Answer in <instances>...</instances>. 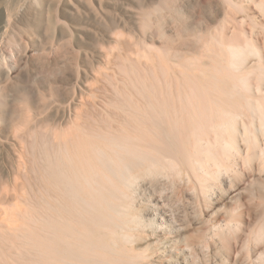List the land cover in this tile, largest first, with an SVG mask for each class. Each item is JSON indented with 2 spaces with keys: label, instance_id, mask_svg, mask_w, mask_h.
<instances>
[{
  "label": "rangeland",
  "instance_id": "obj_1",
  "mask_svg": "<svg viewBox=\"0 0 264 264\" xmlns=\"http://www.w3.org/2000/svg\"><path fill=\"white\" fill-rule=\"evenodd\" d=\"M244 5L245 12H235L244 32L242 28L236 32L238 29L229 24V30L221 33L227 43L231 39L237 44L247 39L255 43L262 54L259 64L264 65V9L250 2ZM225 11L223 0H0V264H19L21 255L24 261L32 256L36 260L35 248L31 244V249L27 247V238L35 235L39 214L50 210L46 202L54 211L49 199L52 188L40 176L44 173L43 177L50 180L48 168L53 158L49 156L48 164L49 154H45L52 152L55 137L87 131L114 137L121 128L133 124L139 110L146 106L151 109L160 97L178 94L177 84L183 83L188 90L187 75L213 77L217 61L210 49L218 47L214 34L219 33ZM184 25L200 33L197 45L192 37L184 36ZM240 33L244 38L239 37ZM253 58L246 65H259V59ZM46 144L50 149L43 146ZM42 149L47 152L42 154ZM239 162L241 175L223 176L207 201L202 196L198 202L187 184L174 187L176 191L169 184H160L154 189L147 187L150 192H139L144 203L151 194L156 196L165 222L173 226L159 233L165 243L159 246L154 264H199L202 259L200 264H253V258L254 264L258 263L256 252L262 251V246L253 247L252 234L264 222V171L258 168V159L251 161L254 169ZM39 197L46 200L45 205ZM39 202L47 212L39 208ZM193 207L198 210L196 217ZM238 220L242 223L238 232L226 235L231 241L226 237L220 241L216 232L214 237L211 230L216 231L215 225ZM178 225L184 226L185 233ZM206 241L210 251L203 248ZM190 246L195 247L191 258ZM137 247L143 252L147 244L138 243ZM207 255L210 259L217 257L213 261ZM226 256L224 260L229 262L222 260ZM248 257L252 258L249 263Z\"/></svg>",
  "mask_w": 264,
  "mask_h": 264
},
{
  "label": "bare ground",
  "instance_id": "obj_2",
  "mask_svg": "<svg viewBox=\"0 0 264 264\" xmlns=\"http://www.w3.org/2000/svg\"><path fill=\"white\" fill-rule=\"evenodd\" d=\"M223 1L226 6L225 18L220 24V28L218 27L219 33L214 34V44L218 47L210 49L211 52H214V59L217 61L214 65L213 77H211L212 75L208 77L203 73V79L199 76L193 78L187 75L185 78L188 81V90H185L183 83L177 84L178 94L175 92L177 95L174 94L169 98L160 97L161 99H157L159 101L157 104L153 103L150 106L151 109L148 106H146L148 109L142 107L145 110H139V113H135L137 115L134 121L133 118L130 120L133 121V124L130 123L131 128L129 126L125 129L119 127L121 130L114 137L113 135L110 137V134H105L104 137V133L99 131V133L96 131L94 133L92 131V133H87L88 131L73 132L55 137L53 146L51 145V153H46L47 149L41 150H45L42 153H46L45 157L49 154L47 159L44 157L46 163L49 161L50 155H52L50 159L53 158L48 168L50 180L47 177L45 179V175L43 177L44 173L40 178L44 184L49 183L52 188L50 190L51 197L47 193L46 195L50 197L54 211L45 199L43 201L39 197V200L43 202L41 204L46 202L47 209L50 208V210L48 209L47 212L40 202L38 204L42 207L39 208H44L43 210L47 213L42 210L43 214L39 212L41 215L39 216L36 211L32 210L39 216L36 221L38 228H34L36 229L35 235L27 238L30 241L27 247L35 248L33 250L37 253L36 256L34 255L36 260L33 259V254H30L32 259L29 258L31 259L29 261L26 259L24 261L21 255L23 261L16 259L20 261H17L19 264H154V257L158 258L155 254L160 252L159 246L165 243L163 239H160L162 235L159 233L164 234L165 230L173 228V226L165 222L166 220L160 212L161 208L158 209L160 200L157 201L156 196L154 195V199L151 194L149 200L147 199V202L144 203L145 200L139 199L140 191H146L147 187H156L160 184H167V186L169 184L172 190L174 187L187 184L185 186L189 187L188 189L199 202L202 196L203 199L209 200L210 195L213 194L212 191L216 190L217 182L222 180L223 176L241 175L239 159L242 162L241 165L248 168L253 167L251 165L253 159H258L260 160L258 168L264 171V65L259 64L262 62V54L255 43H251L249 39L245 41L243 39L244 42L238 44L231 39L232 42L227 43L226 38L222 35L229 30V24H232L235 30L238 29L236 32L242 28L243 23L241 24L235 17V12H245L244 3L250 2L259 9H264V0L259 1L260 3L258 0ZM177 13L179 16L180 13ZM185 25L182 29L186 32L184 36L192 37V41L197 45L201 41L200 33H197L196 30L192 31V26ZM182 30L181 32H183ZM242 33L239 37L244 38ZM251 57L259 59V62L257 61L259 65L252 64V62L250 64L252 66L246 65ZM256 69L257 72H255ZM254 73L256 74L253 76H256L255 78L251 76ZM148 103L151 104V101ZM123 117L125 118L124 115ZM123 123L125 124V122ZM43 146H47V144ZM42 154L40 155L42 156ZM213 181L214 184L211 183ZM229 181L232 180L229 179ZM43 191L45 192V189ZM46 192L49 191L46 189ZM174 194L176 193L174 192ZM40 196L43 195L40 194ZM153 200L157 202L154 203ZM178 203L180 202L178 201ZM147 206L149 209H145ZM194 210L192 211L194 212ZM32 211L30 212L32 213ZM197 211L193 217L198 215ZM50 212L53 214L51 217L49 216ZM175 220L173 219V223ZM262 222L261 226L259 223V228H256L257 231H253L255 235L252 234V237L254 236L255 242L251 239L254 242H251L252 245L262 246V251L256 252L258 253L257 264H264V222ZM230 223L217 227L215 225L216 231L211 230L213 235L216 232L220 241L225 240L227 234L231 235L233 232L235 234L242 224L239 220L233 224ZM176 224L178 223L176 222ZM178 226L182 228L180 225ZM26 228L28 229V227ZM29 229L28 232H30ZM181 230H184V226ZM16 235L19 236L20 233ZM227 237L228 240L231 238V236ZM223 240L222 242H224ZM24 242H27L26 238ZM142 242L146 243L147 247L146 251L140 252L137 244ZM205 243L208 244L206 241L203 245ZM203 245L201 244V248ZM205 245L204 249L207 248ZM24 246L26 247V245ZM199 249L200 247L197 250L199 251ZM204 249L201 250L205 252ZM208 249L210 251L211 248H207V251ZM23 250L25 249L23 248ZM33 250H30V253ZM251 250L254 251L255 248ZM188 251L189 256L193 255L195 247L190 246ZM26 253L28 254V252ZM208 253L205 252V254ZM252 254L254 255V252ZM215 257L208 258L214 261ZM227 257H223L222 260ZM193 258L192 261L196 262L197 259ZM247 259L248 263L252 260L249 257ZM157 260L159 261V259ZM253 260L256 259L253 258ZM254 261H252L253 264ZM220 264H224V262Z\"/></svg>",
  "mask_w": 264,
  "mask_h": 264
}]
</instances>
